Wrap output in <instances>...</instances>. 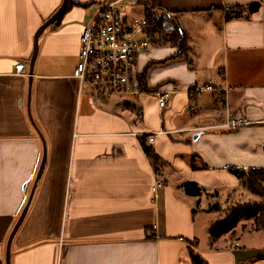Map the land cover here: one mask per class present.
Here are the masks:
<instances>
[{
	"label": "crops",
	"instance_id": "1",
	"mask_svg": "<svg viewBox=\"0 0 264 264\" xmlns=\"http://www.w3.org/2000/svg\"><path fill=\"white\" fill-rule=\"evenodd\" d=\"M117 1L70 0L38 36L29 77L34 36L63 0H0V264L43 144L10 264H193L190 251L206 264H264L263 248L209 236L220 202L247 194L230 169L264 168V0H138L127 23L144 20L146 5L169 14L191 38L192 61L152 44L132 76L148 92L98 101L74 77L79 38ZM166 91L160 111L153 94ZM142 137L165 164L159 176ZM187 182L203 194H183Z\"/></svg>",
	"mask_w": 264,
	"mask_h": 264
},
{
	"label": "built area",
	"instance_id": "2",
	"mask_svg": "<svg viewBox=\"0 0 264 264\" xmlns=\"http://www.w3.org/2000/svg\"><path fill=\"white\" fill-rule=\"evenodd\" d=\"M138 5V0H120L105 3L82 31L79 41V60L75 67L74 77L84 87L90 89L94 99L115 96H137L140 93L134 86L132 76L138 56L147 54L152 47L145 36V21L129 25L127 15ZM14 71L27 75L25 65L18 63ZM212 90L211 86L205 91ZM170 92L154 93L160 111L165 110L171 97ZM235 126V124H231ZM148 144L153 139L148 137ZM152 189L163 185L156 178Z\"/></svg>",
	"mask_w": 264,
	"mask_h": 264
},
{
	"label": "trees",
	"instance_id": "3",
	"mask_svg": "<svg viewBox=\"0 0 264 264\" xmlns=\"http://www.w3.org/2000/svg\"><path fill=\"white\" fill-rule=\"evenodd\" d=\"M69 5H71L70 0L63 10H67ZM257 8L258 6H254L251 11H255ZM143 10L146 24L145 37L152 44H169L176 48L178 54L172 59L181 58L190 64L193 55L190 45L191 38L182 30L180 23L165 12L162 17H158L154 12L155 10L149 5L144 6ZM141 83L138 84V89L141 92H148L145 85ZM142 148L154 173L159 176V171L165 167L164 162L153 152L151 146L145 143L144 139L142 140ZM230 171L239 179L242 190L256 199L254 202L232 204L226 210H222L221 216L225 217L209 231V236L213 241L228 234L233 235L235 228L243 221L252 222L253 233H264V168L230 169ZM182 192L187 196L198 198L204 191L197 184L187 182L183 184ZM211 211L221 212L220 207L216 204L212 206ZM190 255L193 264H206L195 252L190 251Z\"/></svg>",
	"mask_w": 264,
	"mask_h": 264
},
{
	"label": "water",
	"instance_id": "4",
	"mask_svg": "<svg viewBox=\"0 0 264 264\" xmlns=\"http://www.w3.org/2000/svg\"><path fill=\"white\" fill-rule=\"evenodd\" d=\"M68 3V0H63V3L62 5L60 6V8L55 12V14L49 18V20L47 22H45L42 26L39 27L38 31L36 32L35 36H34V49H33V53H32V58L30 59V62H29V65H28V71H29V77L32 76V67H33V64H34V61L36 59V51H37V38L38 36L42 33V31L47 27L49 26V24L53 23L57 18H59L63 12V9L64 7L66 6V4ZM30 122L31 124L33 125L34 127V124H33V121L31 119V116H30ZM35 128V127H34ZM198 138V135L196 134L195 137H194V140L196 141V139ZM43 142V141H42ZM44 143V142H43ZM43 158H42V161L40 163V167L38 169V173L36 175V178L34 180V183H33V190L32 192L30 193L29 197H28V201H27V204L25 205V207L23 208L22 212L20 213V217L19 219L17 220V222L15 223L14 227L12 228V232L10 233L9 237H8V240H7V245H6V251H5V257H6V262L5 264H10V248H11V241L15 235V233L18 231L19 229V226L21 225L22 221L24 220L25 216H26V212H27V208L30 204V201H31V196L33 194V191L36 187V184L38 183L39 179H40V176L43 172V168H44V165H45V162H46V156H45V147H44V144H43Z\"/></svg>",
	"mask_w": 264,
	"mask_h": 264
},
{
	"label": "rangeland",
	"instance_id": "5",
	"mask_svg": "<svg viewBox=\"0 0 264 264\" xmlns=\"http://www.w3.org/2000/svg\"><path fill=\"white\" fill-rule=\"evenodd\" d=\"M155 14L159 17H162L164 15V12L162 13L161 11L159 10H155L154 11ZM253 198L250 194H246V195H240L236 197V199H227L228 202L227 204H223L222 202H220V207L223 208L222 210H226V208L229 206V205H232V204H241V203H244V202H254L252 200H250L249 198H247L246 196H248ZM218 205V204H217ZM225 216H223L224 218ZM254 229L252 228V222L251 221H243L242 223H240L236 228H235V231L233 233V235H227L225 236L226 237V241H223L224 245H229V243H234L237 241V239H239V237L242 238L241 240V245L243 246H246L248 248H263L264 249V233H253ZM249 232V234H247ZM252 233V234H250ZM203 243V242H202Z\"/></svg>",
	"mask_w": 264,
	"mask_h": 264
}]
</instances>
